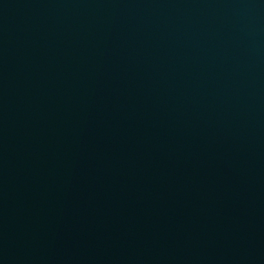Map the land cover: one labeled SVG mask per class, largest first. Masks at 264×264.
<instances>
[{"label":"water","instance_id":"1","mask_svg":"<svg viewBox=\"0 0 264 264\" xmlns=\"http://www.w3.org/2000/svg\"><path fill=\"white\" fill-rule=\"evenodd\" d=\"M0 264H264V0H0Z\"/></svg>","mask_w":264,"mask_h":264}]
</instances>
